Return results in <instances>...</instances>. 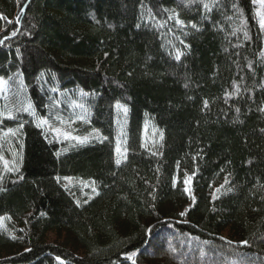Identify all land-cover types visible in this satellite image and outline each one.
Listing matches in <instances>:
<instances>
[{
    "label": "trees",
    "instance_id": "16d2710c",
    "mask_svg": "<svg viewBox=\"0 0 264 264\" xmlns=\"http://www.w3.org/2000/svg\"><path fill=\"white\" fill-rule=\"evenodd\" d=\"M0 41L1 129L18 132V169L0 171V264H185L164 258L163 232L264 264L255 0H0ZM44 76L89 95L83 133L104 140L69 146L34 123L49 111ZM116 106L129 136L119 164Z\"/></svg>",
    "mask_w": 264,
    "mask_h": 264
},
{
    "label": "rangeland",
    "instance_id": "374dc122",
    "mask_svg": "<svg viewBox=\"0 0 264 264\" xmlns=\"http://www.w3.org/2000/svg\"><path fill=\"white\" fill-rule=\"evenodd\" d=\"M257 5V15L261 24V18L264 16V0H255ZM157 22V21H156ZM264 33V25L261 24ZM172 46V42H170ZM43 86L48 92L49 111L45 118H39L32 115L34 123L44 130L47 134H50L54 139L59 142L67 143L69 146L86 145L96 141L104 140V137L100 133L90 132L83 133L85 126L90 116V107L88 106L87 100L89 95L81 89H67L60 90L58 87H53L50 80H46L44 76ZM9 91V82L7 79L0 77V171L3 173L14 171L16 168L15 158H12V143L14 137L18 135V132L12 129L3 130L1 129L2 121L9 117L5 105V97ZM126 110L120 106L115 107L114 122H115V142L116 149L119 145L121 151L117 157L123 159L128 150L127 145L129 143V136L127 133V120ZM46 121V123H44ZM150 131L148 127H144L142 132V138L145 142L147 133ZM67 134V135H66ZM87 138V142L81 143L80 140ZM12 139V140H11ZM10 141V144H9ZM126 150V151H125ZM9 156V157H8ZM4 161H7V167ZM17 161V160H16ZM11 169V170H9ZM64 185H71V179H64ZM186 186L190 190V180L186 181ZM82 185L81 183L79 184ZM162 239L165 243V251L163 252L164 258H171L173 260L176 257L173 254H177L179 257L182 256V261H186L185 264H194L192 260H197L198 264H261V262L245 253H240L235 250H222L216 246L207 244L201 240L193 237H176L173 240L174 235H170L167 232L161 234ZM53 238V235H50ZM166 239V240H165ZM264 244V240L262 241ZM156 245H151L149 250H153L152 256H147L148 259H152L153 262L160 257V252L163 249H156ZM183 248L181 251H177ZM163 258V259H164ZM138 254H132L128 261L136 262ZM197 264V263H195Z\"/></svg>",
    "mask_w": 264,
    "mask_h": 264
},
{
    "label": "snow or ice",
    "instance_id": "6c2138e0",
    "mask_svg": "<svg viewBox=\"0 0 264 264\" xmlns=\"http://www.w3.org/2000/svg\"><path fill=\"white\" fill-rule=\"evenodd\" d=\"M205 7H207V5H205ZM261 24L264 25V16H262V18H261ZM13 35H15V33H13ZM2 42H3V41H0V43H2ZM176 58L179 59V58H180L179 55H177ZM44 123H46V121H45ZM38 126H39V125H38ZM66 135H67V134H66ZM161 138H162V133H161ZM80 142H81V143H85V142H87V138L81 139ZM116 151H117L118 154L120 153L121 149H120L119 145L117 146ZM125 151H126V150H125ZM120 162H121V161H120V159L118 158V159L116 160V163L119 164ZM4 163H5V166L7 167V161H4ZM9 170H11V169H9ZM181 215H184V213H181ZM2 219H3V218H0V220H2ZM242 243L247 244V241H243ZM57 260H60V258L57 257ZM61 264H63V261H61Z\"/></svg>",
    "mask_w": 264,
    "mask_h": 264
},
{
    "label": "water",
    "instance_id": "95a60500",
    "mask_svg": "<svg viewBox=\"0 0 264 264\" xmlns=\"http://www.w3.org/2000/svg\"><path fill=\"white\" fill-rule=\"evenodd\" d=\"M30 1V0H29ZM27 5V4H26ZM26 7V6H25ZM25 7L23 8V12H25ZM17 35V34H16Z\"/></svg>",
    "mask_w": 264,
    "mask_h": 264
},
{
    "label": "bare ground",
    "instance_id": "6f19581e",
    "mask_svg": "<svg viewBox=\"0 0 264 264\" xmlns=\"http://www.w3.org/2000/svg\"><path fill=\"white\" fill-rule=\"evenodd\" d=\"M22 11H23V9H22ZM24 14V13H23Z\"/></svg>",
    "mask_w": 264,
    "mask_h": 264
}]
</instances>
